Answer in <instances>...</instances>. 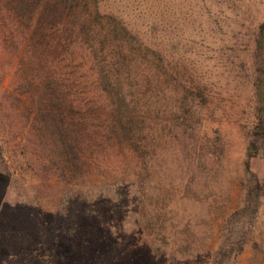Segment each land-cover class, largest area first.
<instances>
[{
	"label": "rangeland",
	"instance_id": "1",
	"mask_svg": "<svg viewBox=\"0 0 264 264\" xmlns=\"http://www.w3.org/2000/svg\"><path fill=\"white\" fill-rule=\"evenodd\" d=\"M102 6L137 41L114 78L130 153L67 165L70 122L25 80V46L1 50L0 264H264V140L250 145L264 0ZM110 113L76 132L100 134Z\"/></svg>",
	"mask_w": 264,
	"mask_h": 264
},
{
	"label": "trees",
	"instance_id": "2",
	"mask_svg": "<svg viewBox=\"0 0 264 264\" xmlns=\"http://www.w3.org/2000/svg\"><path fill=\"white\" fill-rule=\"evenodd\" d=\"M102 1L0 0V51L13 55L25 46L21 58L25 80L34 81L47 93L48 101H52L47 104L56 107L59 120L70 122L68 126L73 129L67 141L71 158L67 165L75 170L82 164L96 163L98 158V163L104 164L109 156L130 153L131 140L124 128L127 104L114 78L119 71L117 65H124L128 54L133 55L131 49L137 41L127 27L105 13ZM252 46L257 49L254 63L259 87L256 123L250 132L254 148L264 140V46L260 34L253 37ZM9 63L2 75L8 74ZM79 69L81 75L87 73L85 81L73 79ZM102 109L111 112L115 123H101L100 134L90 131L81 137L75 130L77 124H93L91 116ZM49 114L42 118L47 119ZM42 137H37V142L46 145ZM48 137L44 136L46 140ZM99 149L108 151V156L95 157ZM15 183L8 186L18 191Z\"/></svg>",
	"mask_w": 264,
	"mask_h": 264
}]
</instances>
